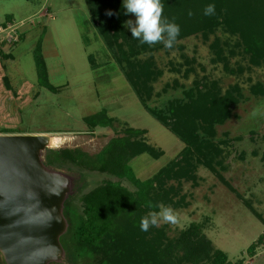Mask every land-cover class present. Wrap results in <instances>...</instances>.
<instances>
[{
  "label": "rangeland",
  "instance_id": "obj_1",
  "mask_svg": "<svg viewBox=\"0 0 264 264\" xmlns=\"http://www.w3.org/2000/svg\"><path fill=\"white\" fill-rule=\"evenodd\" d=\"M127 15L126 21L135 20L133 14ZM8 17L20 26L22 38L6 49L11 57H0V128L19 132L0 130V134L61 135L66 141L51 147H78L95 155L111 138L124 135L125 128L145 129L140 137L163 151L158 157L143 153L131 160L135 174L146 179L174 160L185 143L145 105L164 108L170 100L186 99V91L196 85H202V90L214 87L210 91L219 96L231 91L237 98L230 106L231 114L215 125L216 142L229 138L228 143H220L223 152L218 159H222L224 167L217 165L214 171L199 165L195 180L183 179L180 196L184 195V201L178 206L170 205L178 212V222H162L158 228H164L172 239L198 224L213 246L223 250L234 263L243 260L242 264H264V238L257 243L264 234V115L252 116L257 108L264 112V94L251 91L256 83L264 85V61L252 63L238 33L232 34L220 25L208 37L198 31L177 40L171 49L163 43L148 48L138 45L139 52L130 54L129 61L141 65L151 62L155 71L154 78L147 81L152 91L145 104L126 75L130 62L117 60V49L111 48L101 35L87 0H0V24ZM218 39L224 49L221 60L211 47ZM131 43L124 48L129 50ZM39 57L58 91L41 86ZM4 75L9 89L4 85ZM102 109L114 121L108 126H90L85 117ZM185 124L189 125L185 121L181 125ZM58 171L73 179L70 197L78 203L83 192L107 179L120 180L136 189L127 179L98 171ZM168 183L180 185L174 180ZM253 243L257 246L251 255L248 247ZM139 250L132 255L140 259L138 263L145 264ZM60 264L70 263L65 258Z\"/></svg>",
  "mask_w": 264,
  "mask_h": 264
},
{
  "label": "trees",
  "instance_id": "obj_2",
  "mask_svg": "<svg viewBox=\"0 0 264 264\" xmlns=\"http://www.w3.org/2000/svg\"><path fill=\"white\" fill-rule=\"evenodd\" d=\"M161 2L164 6L163 18L180 26L177 40L198 31L208 37L217 27L225 25L232 34L240 35L244 50L250 54L253 64L264 61V0ZM87 3L101 35L111 48L116 47L117 51L112 50L117 60L120 63L125 60L130 62V70L125 68L126 75L146 104L152 91L147 81L152 79L155 71L152 64L150 65L151 62L147 65L133 63L128 56L137 55L138 45L148 48L149 44H141L139 40L133 39L132 33L125 27L128 15L122 6L123 0H87ZM209 4L215 5V14L211 16L204 14V9ZM109 11L111 15L107 14ZM8 22H13L12 17H8L4 24ZM21 38L22 34L20 40ZM126 43H131L129 50L124 48ZM40 46H37L38 50ZM211 47L217 59H224V49L219 44V39ZM11 56L0 44V57ZM135 66L140 67L138 69ZM225 66L227 67L226 64ZM37 70L42 81L41 86L58 91V87L50 82L47 67L40 57L37 59ZM4 77L6 83L7 77ZM5 86L10 88V85ZM202 88V85H196L186 91V99L170 100L164 108H155L147 105L148 103L145 105L152 115L185 143L174 160L146 179H140L135 174L130 165L131 160L143 153L158 157L163 151L157 150L140 137L145 129L125 128L124 135L111 138L95 155L78 147L47 148L45 163L49 167L79 172L98 171L119 179H127L136 187L132 190L120 180L107 179L83 192L78 198L80 203L72 201L71 197L66 200L64 212L69 225L61 241L70 264H144L138 263L140 259L132 255L136 249H140L139 254L141 257L143 255L145 264H236L223 250L213 246L198 224H192L172 239L167 237L164 228L150 227L147 232L140 228L141 218L151 211L158 212L159 205L178 206L184 201V195L180 196L181 183L183 179L195 180L199 165H205L214 171L217 165L224 167L222 159H218L223 152L220 143H228L229 138L216 142L215 125L229 117L230 106L237 98L231 91L219 96L215 90V93L212 92L214 87L207 90ZM235 89L239 94V88ZM251 91L254 94H264V85L256 83L252 85ZM85 120L92 127H103L110 125L114 118L108 115L107 110L102 109L85 117ZM184 121L189 125L185 124L183 127L181 124ZM0 130L3 133L19 132L6 127ZM171 180L177 181L179 187L169 184ZM177 196H180L179 200L175 199ZM263 238L264 234L260 235L257 243H261ZM257 243L248 247L249 254H254ZM242 262L243 260L238 261L239 264ZM0 264H6L1 253Z\"/></svg>",
  "mask_w": 264,
  "mask_h": 264
},
{
  "label": "water",
  "instance_id": "obj_3",
  "mask_svg": "<svg viewBox=\"0 0 264 264\" xmlns=\"http://www.w3.org/2000/svg\"><path fill=\"white\" fill-rule=\"evenodd\" d=\"M48 134H0V253L6 264L62 263L73 179L45 163Z\"/></svg>",
  "mask_w": 264,
  "mask_h": 264
},
{
  "label": "clouds",
  "instance_id": "obj_4",
  "mask_svg": "<svg viewBox=\"0 0 264 264\" xmlns=\"http://www.w3.org/2000/svg\"><path fill=\"white\" fill-rule=\"evenodd\" d=\"M125 14H133L135 20H127L125 27L129 28L133 39L141 44L154 45L163 43L165 48L171 49L177 42L180 34V26L174 21L169 22L163 18L164 6L161 0H123ZM111 15V11L107 13ZM204 14L211 16L215 14V5L209 4L204 9ZM191 15V12H189ZM264 115L259 108L253 110L252 116ZM176 224L178 212L169 206L159 205V211H151L141 218L140 228L147 232L150 227H159L161 223Z\"/></svg>",
  "mask_w": 264,
  "mask_h": 264
},
{
  "label": "built area",
  "instance_id": "obj_5",
  "mask_svg": "<svg viewBox=\"0 0 264 264\" xmlns=\"http://www.w3.org/2000/svg\"><path fill=\"white\" fill-rule=\"evenodd\" d=\"M19 29L20 26L15 25L14 22L0 24V44L4 50L20 41Z\"/></svg>",
  "mask_w": 264,
  "mask_h": 264
},
{
  "label": "bare ground",
  "instance_id": "obj_6",
  "mask_svg": "<svg viewBox=\"0 0 264 264\" xmlns=\"http://www.w3.org/2000/svg\"><path fill=\"white\" fill-rule=\"evenodd\" d=\"M65 138H66L65 136H61V135H52L50 144L53 147H57L60 144L64 143V141H66Z\"/></svg>",
  "mask_w": 264,
  "mask_h": 264
},
{
  "label": "flooded vegetation",
  "instance_id": "obj_7",
  "mask_svg": "<svg viewBox=\"0 0 264 264\" xmlns=\"http://www.w3.org/2000/svg\"><path fill=\"white\" fill-rule=\"evenodd\" d=\"M4 85H5V83H4Z\"/></svg>",
  "mask_w": 264,
  "mask_h": 264
}]
</instances>
